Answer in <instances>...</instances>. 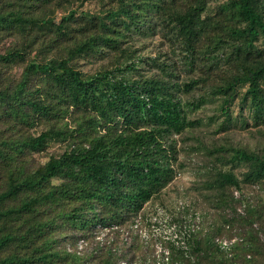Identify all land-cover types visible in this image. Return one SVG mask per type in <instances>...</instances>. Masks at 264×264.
I'll use <instances>...</instances> for the list:
<instances>
[{"label": "trees", "instance_id": "1", "mask_svg": "<svg viewBox=\"0 0 264 264\" xmlns=\"http://www.w3.org/2000/svg\"><path fill=\"white\" fill-rule=\"evenodd\" d=\"M113 1L116 7L109 9L105 17L93 20L94 27L111 35H91L70 49L64 58L29 63L14 89H0V109L4 107L22 122L34 118L59 122L37 136L0 140V160L7 177L0 189V221L6 229L0 236V253L18 240L21 248L28 249L35 238H46L45 233L59 220L85 230L119 224L126 216L135 218L174 178L172 157L164 146V138L193 125L175 96V86L152 78L128 79L116 73L135 70L134 62L90 76L71 65L75 57L93 54L101 45L116 47L123 31L136 28L147 16L139 0ZM155 1L156 9L169 17L184 40L189 56L200 52L199 44L209 28L201 17L208 0ZM181 1L187 4L186 8L178 7ZM221 9L229 24L215 36V49L230 47L240 68L221 88L224 95L221 110L228 116L229 104L236 99L238 89L246 87L244 102L262 117L264 57L258 52L257 42H264V0H233ZM74 15L69 13L64 21ZM52 23L53 20L21 13L0 12V29L26 31L29 26ZM16 61H25L24 52L15 50L0 55V64ZM34 74L41 77L44 85L31 91ZM66 118H70L71 125L65 123ZM52 141H68L70 149L29 172L20 157L25 152L42 151ZM229 151L230 160L249 165L247 181L264 178V155L240 148ZM54 179L62 182L53 185ZM219 184L239 186V181L233 173L220 172ZM19 199L18 206L4 208L8 202ZM42 208L55 216L42 218ZM21 219L20 229L28 226L24 233L10 225L11 221ZM216 239L213 243L220 250ZM187 245L188 250L171 243L167 247L190 258L192 253L201 251V242L193 234ZM17 253L3 256L0 264L51 263V258L57 257L49 252L48 239L26 255Z\"/></svg>", "mask_w": 264, "mask_h": 264}, {"label": "rangeland", "instance_id": "2", "mask_svg": "<svg viewBox=\"0 0 264 264\" xmlns=\"http://www.w3.org/2000/svg\"><path fill=\"white\" fill-rule=\"evenodd\" d=\"M139 1L145 6L142 10L147 16L136 28L123 31L119 45H101L93 54L75 57L71 65L90 76L103 70H115L125 62H134L135 70L116 73L128 79L152 78L175 86V96L181 101L188 120L193 122L183 132L164 138L175 175L141 212L145 236L133 227L136 217L130 219L126 216L119 224L85 230H77L59 220L45 233L46 238H35L28 249L21 248L18 240L0 253V258L8 253L26 255L48 239L49 252L56 253L57 257L51 258V263L31 264H155L161 237L151 231L146 218L159 206L178 222L191 219L193 224L195 215L201 218L196 221L193 233L201 242V251L192 253L190 258L170 249L167 264H264V178L247 181L245 175L250 170L249 165L230 160L229 151L240 148L264 155V116H257L244 102L246 87L238 89L236 99L229 104L228 116L221 110L224 99L221 88L240 69L230 47L215 49V36L226 23L229 24L221 8L233 0L207 1L201 17L208 24V34L199 44L200 52L192 57L169 17L156 9L157 1ZM33 2L23 4L17 0H0L2 13L14 12L45 21L53 20L49 25L29 26L26 31L0 29V55L15 50L25 55V61L0 64V89H14L29 63L64 58L70 49L91 35L112 34L94 27L93 20L105 17L109 9L116 7L113 0ZM186 6L181 1L178 7L184 9ZM71 12L75 15L64 21ZM257 48L264 57L263 40L257 42ZM43 85L41 77L34 74L31 91ZM65 123L71 125L70 118H66ZM51 125H59V122L34 118L24 123L19 117L8 114L4 107L0 109V140L37 136ZM69 149L68 141H52L42 151L25 152L20 159L32 172ZM220 172L233 173L239 186L220 187ZM6 181V171L0 160V189ZM61 182L54 179L52 184ZM21 199L8 202L4 208L18 206ZM180 203L185 204V209L178 210ZM53 215L55 213L41 209L42 218ZM22 222L23 219L11 221L10 225L13 230L24 233L28 226L20 229ZM2 224L0 221V236L6 230ZM214 238L232 243V248L217 249Z\"/></svg>", "mask_w": 264, "mask_h": 264}, {"label": "built area", "instance_id": "3", "mask_svg": "<svg viewBox=\"0 0 264 264\" xmlns=\"http://www.w3.org/2000/svg\"><path fill=\"white\" fill-rule=\"evenodd\" d=\"M179 207L181 208H178V210L185 209V204L180 203ZM141 212L136 216L133 227L145 236L146 231L143 230V215ZM193 218L196 219L195 223L201 219L198 215H195ZM146 222L149 224L151 231L158 233L161 237L157 245L159 255L155 264H167L170 260V249L164 244L171 243L183 250H188L187 242L196 230V224L194 222L192 224L191 219H184L178 222L166 209L159 206L155 208L154 213L146 218ZM216 243L224 250H230L232 244L220 238L216 239Z\"/></svg>", "mask_w": 264, "mask_h": 264}]
</instances>
